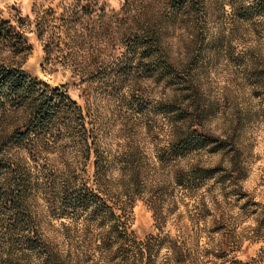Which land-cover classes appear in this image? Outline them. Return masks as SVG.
<instances>
[{
  "label": "trees",
  "instance_id": "1",
  "mask_svg": "<svg viewBox=\"0 0 264 264\" xmlns=\"http://www.w3.org/2000/svg\"><path fill=\"white\" fill-rule=\"evenodd\" d=\"M59 8L35 13L42 67L72 68L85 106L67 83L52 87L26 73L15 61L32 49L25 27L0 23V264H264V204L242 184L247 160L233 129L207 130L218 101L188 69L226 54L241 27L264 28V0H125L118 10L76 0ZM174 37L185 39L187 60L172 55ZM244 53L247 75L264 90L261 53ZM145 80L163 84L158 104L138 95ZM117 85L129 98L123 141L114 144L102 100L113 102ZM203 153L226 159L212 165ZM140 198L157 228L145 238L132 231ZM242 201L240 216L252 224L238 230L229 211ZM246 240L261 247L238 259Z\"/></svg>",
  "mask_w": 264,
  "mask_h": 264
},
{
  "label": "rangeland",
  "instance_id": "2",
  "mask_svg": "<svg viewBox=\"0 0 264 264\" xmlns=\"http://www.w3.org/2000/svg\"><path fill=\"white\" fill-rule=\"evenodd\" d=\"M76 0H0V23L2 20L10 21L14 26L23 25L25 27V37L32 49L29 53H24L23 56L16 58L15 61L23 63V69L26 73L38 77L40 81L50 84L52 87H57L60 84H68V94L77 100L82 106L86 105V98L82 97L80 86L74 83L71 78L73 69L59 70L49 72L43 69L42 64L45 58V51L37 36L35 23L36 11H44L49 7L59 6L61 11L62 6ZM93 1V0H91ZM99 3L106 4L109 8L118 10L125 0H96ZM22 17L23 22L19 18ZM256 25V24H255ZM257 26V25H256ZM20 29V27H19ZM237 35H233L228 46L226 54L215 55L207 60L196 59L199 65L194 62V68L188 66V69H197L202 91L211 101H218V110L210 117L208 123L210 127L207 130L213 133L220 134L224 132L231 133V129L235 132L234 136L237 139L243 156L248 164V177L243 181L244 189L250 194L252 199L260 201L264 204V102L262 97L257 96L258 91L263 89L254 86L255 77L248 76L245 70V61L248 56L244 53L248 47H255L261 53L262 60L259 61V66L264 67V28L260 26L245 25L236 31ZM187 43L185 39L174 37L171 39L169 46L171 47L172 55L179 60L185 61L188 59ZM122 48L117 50L116 54H120ZM17 65V62H14ZM200 68V69H199ZM127 87V86H125ZM112 94H117L113 102H108V98L104 97V115H106V133L111 143L122 142L123 138H118L122 132L119 130L123 127L124 121L121 115L127 113V102L129 98L128 92L119 87L110 89ZM124 93L122 98H117L118 95ZM138 95L149 98L152 104H158L161 96L165 94L163 84H154L150 80H145L142 85V90L137 92ZM107 97V96H106ZM111 97V96H110ZM112 98V97H111ZM138 117L137 121L142 125L145 119H142L139 113L133 114L132 118ZM129 117V115H128ZM161 116L153 115L152 119H160ZM236 123V124H235ZM237 125V127H236ZM147 138L155 143V136L141 135V138ZM203 160L212 165L220 164L222 159H226L223 153L210 155L203 153ZM230 201L235 204V199L230 198ZM244 201L238 204L233 211H229L231 216L237 217L240 221V230L244 226L252 224L251 217H241L242 209L240 206ZM182 209H184L182 207ZM169 228H172L169 226ZM132 231L139 238H145L149 234L156 233V222L153 210L149 204L148 198H140L134 207V223ZM233 246V245H231ZM261 243L253 241H243L240 249L235 253L238 259H249L254 256L260 249Z\"/></svg>",
  "mask_w": 264,
  "mask_h": 264
}]
</instances>
